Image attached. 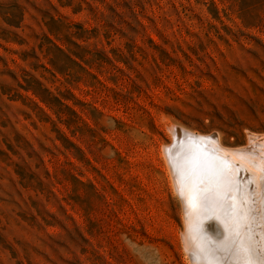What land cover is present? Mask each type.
Here are the masks:
<instances>
[{
	"label": "rangeland",
	"instance_id": "obj_1",
	"mask_svg": "<svg viewBox=\"0 0 264 264\" xmlns=\"http://www.w3.org/2000/svg\"><path fill=\"white\" fill-rule=\"evenodd\" d=\"M170 126L264 134V0H0V264H193Z\"/></svg>",
	"mask_w": 264,
	"mask_h": 264
},
{
	"label": "bare ground",
	"instance_id": "obj_2",
	"mask_svg": "<svg viewBox=\"0 0 264 264\" xmlns=\"http://www.w3.org/2000/svg\"><path fill=\"white\" fill-rule=\"evenodd\" d=\"M186 128L169 129L164 158L193 264H264V134L231 148L218 134Z\"/></svg>",
	"mask_w": 264,
	"mask_h": 264
}]
</instances>
